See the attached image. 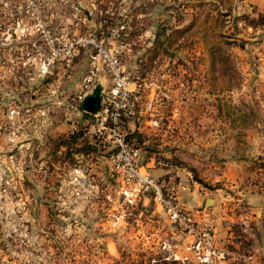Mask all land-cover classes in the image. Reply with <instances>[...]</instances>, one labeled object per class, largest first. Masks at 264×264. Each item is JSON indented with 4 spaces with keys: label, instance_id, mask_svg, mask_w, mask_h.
Instances as JSON below:
<instances>
[{
    "label": "rangeland",
    "instance_id": "rangeland-1",
    "mask_svg": "<svg viewBox=\"0 0 264 264\" xmlns=\"http://www.w3.org/2000/svg\"><path fill=\"white\" fill-rule=\"evenodd\" d=\"M27 1L0 0V264H187L160 245L164 237L174 245L188 242L160 206L151 207L149 233H131L133 215L116 220L120 201L104 160L105 134L93 133L94 119L85 113L89 133L71 137L63 108L51 105L49 86L29 59L34 36L6 39L17 17L32 22ZM33 1L34 17L60 38L94 30L99 22H122L125 33L147 35L146 43L157 36L159 71L166 62L182 67L194 97L180 104L164 132L124 128L147 152L168 159L177 181L178 171L194 181L199 210L228 221L226 249L262 262L264 135L256 129L264 134V0ZM82 66L76 62L70 77L60 69L51 76L59 78L58 95L79 90ZM35 107L45 116L21 120ZM229 159L245 164L233 182L223 163ZM205 198L215 203L205 206ZM109 241L116 242L113 252Z\"/></svg>",
    "mask_w": 264,
    "mask_h": 264
},
{
    "label": "built area",
    "instance_id": "built-area-1",
    "mask_svg": "<svg viewBox=\"0 0 264 264\" xmlns=\"http://www.w3.org/2000/svg\"><path fill=\"white\" fill-rule=\"evenodd\" d=\"M26 13L32 22L27 25L23 18L17 17L16 24L8 28L6 39L24 34L34 36L29 59L43 84L49 86L53 96L51 105L63 108V118L69 122L71 135L89 133L83 127L85 113L94 119L93 133L98 137L105 134L108 149L104 160L117 185L123 215L149 213L150 205L145 200L151 198L169 222L190 239L189 247L198 264H212L226 256L249 260L250 256L215 246L214 219L206 211H192L178 199L177 180L169 160L159 152H147L136 142V133H128L124 128L133 126L138 133L145 130L164 132L178 118L180 104L194 97L182 67L170 66L165 61L163 70L159 71L162 58L159 55L150 58L151 52L146 47L151 43H146L147 35L125 33L122 22L113 26H103L99 22L94 30L60 38L41 18L34 17L39 13L35 1H27ZM79 60L83 65L79 90L58 95L59 78L51 76L60 69L63 75L70 77ZM99 85L103 91L98 109L87 112L82 103ZM9 113L16 117L19 109L11 107ZM45 114L46 110L35 107L30 116H22L21 120H38ZM154 167L171 169L153 175L150 169Z\"/></svg>",
    "mask_w": 264,
    "mask_h": 264
},
{
    "label": "crops",
    "instance_id": "crops-1",
    "mask_svg": "<svg viewBox=\"0 0 264 264\" xmlns=\"http://www.w3.org/2000/svg\"><path fill=\"white\" fill-rule=\"evenodd\" d=\"M45 81H47V80H44V82ZM256 135H264V134H263V131H258V129H256ZM260 147L264 148V146H260ZM262 153L264 154V150ZM223 163L225 164V167L229 170L227 173L224 172L225 170L223 171V175H225V173H226V180H229V182H233V181H236V178L240 179V177L243 175L242 168L243 167L245 168V164L243 165V163L241 161L234 160V159L226 160ZM170 169L171 168L154 167V168L150 169V172L153 175H160V174L166 173ZM231 169H234V170H231ZM237 169H239V170H237ZM109 175H110V172H109ZM178 175L180 176L179 180L177 181V191H176L178 199L183 204L188 205L190 207L189 209H191L192 211L199 210L198 206L200 204L202 205V203H200V201H201L200 196L196 193L197 188H196V186H194V181H191V183H190L186 178L183 177V174H181L179 171H178ZM112 181H113V178H112ZM206 199L207 198L203 199V203L205 206H206V203H205ZM145 202H149L150 213H146L145 215H143V217L145 218V220H143L144 225H140L138 223L139 222L138 219L142 215L140 216V214H138V213L133 215L134 221L131 220L130 226H132V227L130 229H131V233H133L134 235L138 234L139 232H142L143 230L148 232V233L150 231L152 232V228H153L152 227L153 226L152 225L153 224L152 217H154L153 213L155 211V210H152V208L154 207V203H153L151 198L146 199ZM214 203H215V201L212 202V204H214ZM155 209H158V206L155 205ZM203 211H205V210H203ZM126 216H130V215H126ZM122 217H123L122 211L121 210L118 211V208H116V211H115L116 220L120 221V220H122ZM224 221H225L224 223H221V221H219L217 219L214 220V244L217 248H225L226 247L225 243H227V242H224V238L230 237V233L228 232V228L225 225L226 223L228 224V221L227 220H224ZM220 223H221V225H220ZM183 237H186V236H183ZM174 238L177 239V236H175ZM186 239H188L187 240L188 242H186L184 240L180 244L175 242V245H174V242H172V241L171 242L169 241V243H166L167 239H166V237H164L163 240L161 241L160 245L164 243L165 246H162V247L163 248L167 247L168 250H169V247H171V250H169V251H171L170 254L174 255L175 259L183 260L186 258L187 261H189V262H187V264H198L195 254L193 253V251L189 247L190 239L188 237H186ZM221 239H223V240H221ZM151 243H153L155 245V247H154L155 249H158L156 242H151ZM175 246L176 247L178 246V248H176ZM107 248H108V250H111L113 252L117 248L116 242L115 241H109V243H107ZM255 259H257V257H255ZM260 259L262 262L254 260L251 257L249 260H247L245 258L242 259V258H236L234 256H226L224 259L216 260L212 264H264V256L260 257Z\"/></svg>",
    "mask_w": 264,
    "mask_h": 264
},
{
    "label": "water",
    "instance_id": "water-1",
    "mask_svg": "<svg viewBox=\"0 0 264 264\" xmlns=\"http://www.w3.org/2000/svg\"><path fill=\"white\" fill-rule=\"evenodd\" d=\"M103 91V87L101 85L98 86L91 94L86 96L84 102L82 103V108L87 112L93 113L98 109L100 94ZM213 200L211 198H207L205 203L212 204Z\"/></svg>",
    "mask_w": 264,
    "mask_h": 264
},
{
    "label": "trees",
    "instance_id": "trees-1",
    "mask_svg": "<svg viewBox=\"0 0 264 264\" xmlns=\"http://www.w3.org/2000/svg\"><path fill=\"white\" fill-rule=\"evenodd\" d=\"M155 36H156V35H155ZM155 36H154V37H155ZM154 37H153V42H150V43H151V46H150L149 48H146L147 50H150V52H151V54H150V58H151V59L157 55V52L154 50V45H155V43H156V41H157V36H156V38H154ZM167 39H168V38H166V37L164 36V39L161 40V41H162L161 43L166 42ZM148 60H149V57H148ZM73 136L76 137V136H78V134H74V135H72L71 137H73Z\"/></svg>",
    "mask_w": 264,
    "mask_h": 264
}]
</instances>
